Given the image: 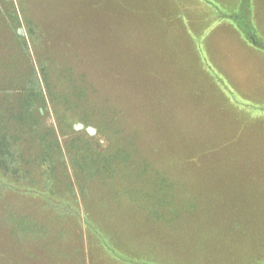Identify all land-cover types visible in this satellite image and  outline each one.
<instances>
[{
    "label": "rangeland",
    "instance_id": "obj_1",
    "mask_svg": "<svg viewBox=\"0 0 264 264\" xmlns=\"http://www.w3.org/2000/svg\"><path fill=\"white\" fill-rule=\"evenodd\" d=\"M0 120L67 205L0 191V264H264V0H0Z\"/></svg>",
    "mask_w": 264,
    "mask_h": 264
},
{
    "label": "trees",
    "instance_id": "obj_2",
    "mask_svg": "<svg viewBox=\"0 0 264 264\" xmlns=\"http://www.w3.org/2000/svg\"><path fill=\"white\" fill-rule=\"evenodd\" d=\"M29 104H31V103L25 102V104L22 108V111H24L23 115H26L25 111L28 110ZM22 118H23L24 123L25 122H26V124L29 123V121H30L29 116L28 117H22ZM0 122H1V125L4 126L2 124V122H4V120L3 121L0 120ZM23 122H22V124L26 125ZM47 134L49 135V134H51V132H48ZM25 135L29 136V138H31L33 136L32 133L28 134L26 132L23 134V139H24ZM10 137H11L10 135L9 136L8 135H2V136H0V140L1 139H8ZM18 138H20V137H18ZM41 141L43 142V139ZM55 144L54 143H48V142L44 143V150L42 151V155L38 158V160H40V164H39L40 168H47L46 172L43 173V176L40 177L42 180H41L39 185H31L34 187L27 186V185H23L22 187L21 186H15L17 184L11 183V181H6L4 177L0 176V191L1 192H7V191L8 192H15L18 194L30 193V192L34 193L35 191H37L35 193L37 195L43 197L47 201V203L52 202L54 204L55 201H58L61 206L64 205L67 207V205L63 204L64 203L63 199L61 200L60 198L55 197L57 194H59L57 192L56 188L61 189L62 186H65L63 184V182H61L57 179H54L55 175L51 174V172L54 173V168L52 167V170H51V166L49 164L50 163L49 161H52L53 156H57V158L60 162H64L63 161L64 156L62 154L61 145L59 144V142H58V144H56V145ZM124 152H125L124 150L115 151L113 158L116 161H122V158L123 157L125 158V156L127 155ZM208 152L212 153L213 151L211 150ZM60 157L63 160H61ZM195 157H196L195 155L191 156L188 159V161L193 162L195 160ZM103 160L105 161V159H103ZM109 161H113V160L107 159L105 161V163L108 165ZM85 162L87 163V166H88V164L89 165H91L92 163L94 164V166L91 168L92 170L88 171V174H86L89 178L93 177L94 175H98L101 173V171H102L101 167H100V164L102 162L101 160H86ZM64 165H65V163H64ZM1 167H3V166L0 165V168ZM7 167L11 168L12 166L8 165ZM97 168L98 169L100 168L101 171H98ZM103 170H104V168H103ZM49 171H50V173H49ZM0 175H1V172H0ZM14 182H21V181H14ZM32 183H37V182L33 180ZM40 185H41V187L39 188ZM63 189L64 188L62 187V190ZM14 221H15L16 225L14 227L13 233H15L16 235L23 236L24 238H26V236H28V235H31V236H33V239H35L37 241L36 243H39V242L44 240L43 238H40L41 234L44 233L45 236H49L50 229L48 228V226L47 225H39L38 223L34 222L32 217L26 216L25 218H21L20 220L15 219ZM88 227H89V230H92L93 232H95V230H93L94 226L88 224Z\"/></svg>",
    "mask_w": 264,
    "mask_h": 264
},
{
    "label": "water",
    "instance_id": "obj_3",
    "mask_svg": "<svg viewBox=\"0 0 264 264\" xmlns=\"http://www.w3.org/2000/svg\"><path fill=\"white\" fill-rule=\"evenodd\" d=\"M93 132V130L92 129H90V133H92Z\"/></svg>",
    "mask_w": 264,
    "mask_h": 264
}]
</instances>
